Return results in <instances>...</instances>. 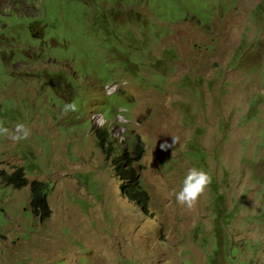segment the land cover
Segmentation results:
<instances>
[{
  "label": "rangeland",
  "instance_id": "374dc122",
  "mask_svg": "<svg viewBox=\"0 0 264 264\" xmlns=\"http://www.w3.org/2000/svg\"><path fill=\"white\" fill-rule=\"evenodd\" d=\"M172 7L0 0V125L29 130L15 142L0 135V264H208L200 243L213 242L214 184L232 216L220 264H264V0ZM98 11H117L110 28L119 36L124 27L139 35L132 42L140 51L128 54L139 66L127 70L115 50H96ZM243 41L249 48L232 64ZM57 73L74 87L59 82L54 90L48 74ZM69 103L74 109L65 110ZM100 127L115 148L108 157L98 147ZM165 141L172 147L162 150ZM124 155L148 195L145 210L120 191ZM191 167L211 182L186 207L175 192ZM18 169L24 187L3 178ZM36 182L47 183L45 217L32 205Z\"/></svg>",
  "mask_w": 264,
  "mask_h": 264
},
{
  "label": "trees",
  "instance_id": "16d2710c",
  "mask_svg": "<svg viewBox=\"0 0 264 264\" xmlns=\"http://www.w3.org/2000/svg\"><path fill=\"white\" fill-rule=\"evenodd\" d=\"M151 1V0H150ZM175 0H167V5H169L170 8L174 9L172 7V4ZM147 6L150 8L149 3L147 4ZM122 7H126V4L123 5ZM98 11L97 13H95L93 18L94 20V27H96L95 29V42H94V46L97 49H108V50H115V52H117L118 54H120L123 59H121L122 61V65L119 64L117 62L118 59H116V62L114 63H118L119 66H123L128 70V66H131L133 68V66H139V62L135 61L134 59L132 60V58L128 57V54L132 53V52H139L140 51V47H135L133 44V39L134 41L139 38V35H135L133 32L128 31L127 27H124L123 30L121 31V35L119 36L114 28H110V25H112V23L114 22L116 16L118 15L117 11H110V13L108 15H105L104 12ZM188 13V12H187ZM257 14H261L262 15V11H260V8H256L253 10V13L251 15V17L253 19H255V16ZM186 17V14H185ZM135 18V15H134ZM257 21H259L258 19H256ZM171 23V22H169ZM256 25V23H254ZM112 38H115L117 41L114 42H110V40ZM116 42L118 44H116ZM129 43V44H128ZM127 44L128 46L127 51L123 52L122 49H119V46H123ZM133 44V45H132ZM117 45V46H116ZM247 45V48H246ZM249 48V45L246 42H242L240 43L234 50L232 58H231V63L232 64H239V62L243 59V57L245 56L247 50ZM85 50V49H84ZM131 51V52H130ZM171 51H167L166 55H164V59L166 61H171V57L172 54H170ZM75 58H79L78 55L75 53ZM66 58V57H64ZM60 58H55L54 60H58ZM89 60V59H87ZM92 60V59H91ZM90 61V60H89ZM237 62V63H236ZM160 64V62H157ZM108 68L104 69V71L106 70L108 73L107 78L109 77H113L112 76V72H114L113 67L115 68L116 66L111 64H108ZM90 67V71L95 70V60L93 62L92 65L89 66ZM76 69H74V73H80L81 71H83L82 67H75ZM97 70V69H96ZM95 70V71H96ZM102 73V72H101ZM100 74L98 75L99 79H102V76ZM48 77L50 79V83L53 85L54 90H57L58 85L60 84L59 82H62L64 85L68 84L71 88L74 87L73 83H68V81H66L64 75H62L61 73H57L56 75H50L48 74ZM62 78L63 81H65V83L63 81H60ZM109 82V80L103 79L102 84ZM109 98H113L109 97ZM108 98V99H109ZM115 103V102H114ZM119 106H113V109L111 110V116L113 117L116 113V109ZM110 116V118H111ZM105 117V115H104ZM106 118V117H105ZM99 129V135H98V147L102 150V152L104 153L105 157H108L111 152L115 153V148L113 145V141L110 138V135L108 134L107 129L104 130V128L100 127L97 128L96 130ZM98 131H96L95 133H97ZM136 152H138L137 158H135V160H139L140 159V152L142 151V149L138 146L135 147ZM192 152L194 153L195 156H197L198 150L197 147H193ZM202 156H200L201 158ZM130 159L127 157V155L122 156L121 159L118 160L117 166H116V171L118 176L120 177V181H121V187H120V191L121 193L128 198L130 201L135 202L139 207H142L143 210L146 209V205L148 202V195L145 191V189L143 188V186L140 184V182L138 181L136 174H134V170L133 168L129 165L128 168L124 167V163L125 162H129ZM23 173L21 169L16 170L10 177H3L5 181L7 182H11L13 179H17L18 180V187H24L26 185V180L23 177ZM32 205L34 208H39L41 210V216L45 217L48 214L47 211V203L45 200V197L48 193V187H47V183H40V182H36L32 184ZM211 193H212V200L209 206L210 209V213L212 215V220H213V242L210 243L207 240V243H200L201 248L207 253V257L206 260L208 262V264H215V263H221L223 257L226 254V245H225V241H226V236H225V230L229 227L230 224V220H231V212L228 213L226 207H225V197L223 195H221L220 193H218V191H216L215 189V184L212 185V189H211ZM206 241V240H205ZM208 248H210V251H208Z\"/></svg>",
  "mask_w": 264,
  "mask_h": 264
},
{
  "label": "clouds",
  "instance_id": "9594fccd",
  "mask_svg": "<svg viewBox=\"0 0 264 264\" xmlns=\"http://www.w3.org/2000/svg\"><path fill=\"white\" fill-rule=\"evenodd\" d=\"M73 104H65V110L74 109ZM0 135L7 136L13 142L25 139L29 135V130L24 123L17 122L10 129L0 125ZM172 144L177 142V137H171ZM167 141L161 143L162 150L172 147ZM211 182V177L202 168L191 167L181 179V185L178 191L175 192V199L178 204L186 207H191L197 198L205 191L207 185Z\"/></svg>",
  "mask_w": 264,
  "mask_h": 264
},
{
  "label": "built area",
  "instance_id": "2783aa9c",
  "mask_svg": "<svg viewBox=\"0 0 264 264\" xmlns=\"http://www.w3.org/2000/svg\"><path fill=\"white\" fill-rule=\"evenodd\" d=\"M104 85H106V87H108L109 85H112V84L105 83ZM106 87H105V88H106ZM112 91H114V90H112V89H111V93H110V94H112V93H113Z\"/></svg>",
  "mask_w": 264,
  "mask_h": 264
}]
</instances>
